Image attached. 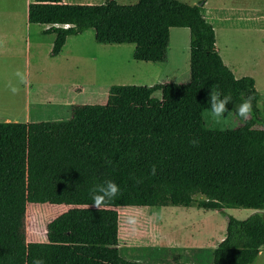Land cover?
Returning <instances> with one entry per match:
<instances>
[{"label":"trees","instance_id":"trees-1","mask_svg":"<svg viewBox=\"0 0 264 264\" xmlns=\"http://www.w3.org/2000/svg\"><path fill=\"white\" fill-rule=\"evenodd\" d=\"M206 1L29 4V22L56 35L52 57L69 36L94 29L100 44H133L135 60L165 63L171 29L188 28L190 80L113 84L106 103L74 104L65 122H0V264H134L120 254L118 208L170 205L258 210L244 219L227 215L226 235L213 249V264H254L264 246V106L255 79L236 78L223 61ZM213 85L233 104L254 98L248 121L229 114L241 127H207ZM106 180L120 192L97 210L91 190ZM30 203L72 207L48 223L46 241L30 242Z\"/></svg>","mask_w":264,"mask_h":264},{"label":"rangeland","instance_id":"rangeland-1","mask_svg":"<svg viewBox=\"0 0 264 264\" xmlns=\"http://www.w3.org/2000/svg\"><path fill=\"white\" fill-rule=\"evenodd\" d=\"M94 2L100 4L99 0ZM261 5V15L264 16V0H261ZM26 12V0H0V26L12 24L18 34L16 51L0 55V122L9 119L25 122L29 116L32 122H65L72 116V104L86 101L102 103V100L85 99L96 93L108 92L113 84L150 86L157 82L187 83L190 80L187 56L185 60L178 61L176 55H171L168 66L137 61L133 57L135 45L100 44L96 42L94 29L71 36L63 52L58 57H51L52 47L49 38L42 33L43 26L33 24L27 28ZM240 36L250 38L248 33ZM261 82L260 78V86L263 85ZM262 92L263 98L258 102L260 109L264 106V87ZM154 96L161 98V92H155ZM208 115L206 121L209 128L225 130L241 127L233 115L215 118L210 110H206ZM197 198L203 196L198 195ZM71 207L67 204H28V241H46L48 223ZM128 207L136 212L129 214ZM118 211L120 214L124 212L122 217H129L119 241L123 257L145 263L213 264V249L226 235L227 215L244 219L258 210L227 208L223 213L197 205H170L125 206ZM149 241L159 245L202 248L191 251L148 248ZM254 264H264V258L259 257Z\"/></svg>","mask_w":264,"mask_h":264},{"label":"crops","instance_id":"crops-1","mask_svg":"<svg viewBox=\"0 0 264 264\" xmlns=\"http://www.w3.org/2000/svg\"><path fill=\"white\" fill-rule=\"evenodd\" d=\"M33 1L34 0H26L27 28H31V26L33 25L29 22V12H28L29 4ZM94 1L95 0H63L64 3L97 4ZM99 1H100L99 3L101 4L104 3L106 0H99ZM128 1L138 2L139 0H128ZM179 1L190 5H194V4H199L202 0H179ZM117 2L120 4L137 3V2L121 3L120 0H117ZM261 6H262L261 0H207L204 5L205 17L208 21H210L214 25V29L216 33V45L223 61L232 70L236 78L250 76L255 79L256 88L261 95L260 99L263 98L262 88L264 87V41H263L264 16L261 15V10H262ZM42 26H43L42 33L49 38L50 45L53 48L56 35L53 33H45V30L49 28V25H42ZM246 33L250 35L249 39H244L242 38V36H240ZM17 35L18 34L16 32V28L12 24L8 25V23H4L3 25L0 26V55L12 54L16 51L15 47L17 45L16 44ZM72 36H78V35H72ZM70 37L71 36L68 37L64 48L66 47ZM63 50L61 51V53L63 52ZM51 51H50V56H51ZM173 54L177 56L178 61L185 60L187 56L190 63V30L188 28L174 27L171 29L168 61L165 63H155V64H165V66H168L171 63V55ZM260 78L262 79L261 82L263 84L262 86H260L259 83ZM109 88H108V92H109ZM108 92H105L104 94L102 92H100V94L96 93L94 94V96L85 99V101L102 100L101 104H104L107 102ZM86 102L81 104H99L94 102L91 103H86ZM5 122H12V121H10L9 119ZM25 122H32L30 116L25 120ZM127 210L129 214L136 212L133 211L134 209H131L129 207ZM130 217H134V215H131ZM128 219H126V217H122V215L119 213L120 242H121L122 230L124 229L125 224H127L126 220ZM158 245L159 244L156 243L153 244L152 241H149V245L146 247L148 248L156 247L159 249L179 250V251H182L184 249H188L191 251L194 248H198V249L202 248L198 246H186L179 244H167V245H159V246ZM198 249L196 252H198ZM259 257L264 258V246L262 247V250L258 258Z\"/></svg>","mask_w":264,"mask_h":264},{"label":"clouds","instance_id":"clouds-1","mask_svg":"<svg viewBox=\"0 0 264 264\" xmlns=\"http://www.w3.org/2000/svg\"><path fill=\"white\" fill-rule=\"evenodd\" d=\"M17 75H20L17 73ZM23 80V77H21ZM219 85H213V90H209L207 94V104L209 110L213 117L220 118L225 116V114H235L243 121H248L253 115V97L249 96L239 104H233V98L230 92L224 93L219 91ZM15 91V89H13ZM233 104L231 110H229L228 105ZM193 145L197 144L198 141H191ZM152 174H156V168L153 166ZM92 200L93 204L91 207L100 210L102 208L109 206V201L113 200L120 192L119 186L112 180H106L103 184L93 188ZM88 207V205H85ZM32 264H44L41 259L33 260ZM134 264H143L142 260H136Z\"/></svg>","mask_w":264,"mask_h":264}]
</instances>
